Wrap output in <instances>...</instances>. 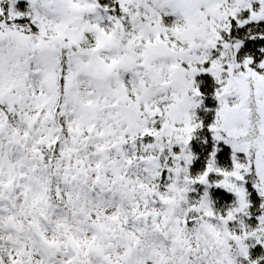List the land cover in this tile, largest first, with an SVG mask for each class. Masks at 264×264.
Returning a JSON list of instances; mask_svg holds the SVG:
<instances>
[{
	"label": "snow or ice",
	"instance_id": "obj_1",
	"mask_svg": "<svg viewBox=\"0 0 264 264\" xmlns=\"http://www.w3.org/2000/svg\"><path fill=\"white\" fill-rule=\"evenodd\" d=\"M0 264H264V0H0Z\"/></svg>",
	"mask_w": 264,
	"mask_h": 264
}]
</instances>
